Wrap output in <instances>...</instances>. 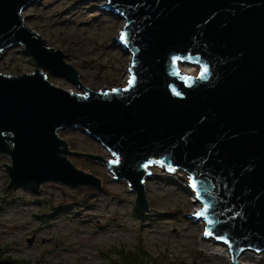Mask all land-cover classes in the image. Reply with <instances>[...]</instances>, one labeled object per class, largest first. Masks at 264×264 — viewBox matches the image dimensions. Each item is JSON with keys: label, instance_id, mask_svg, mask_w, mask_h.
Returning a JSON list of instances; mask_svg holds the SVG:
<instances>
[{"label": "water", "instance_id": "obj_1", "mask_svg": "<svg viewBox=\"0 0 264 264\" xmlns=\"http://www.w3.org/2000/svg\"><path fill=\"white\" fill-rule=\"evenodd\" d=\"M35 1L0 0V54L19 45L34 62L30 72H0L8 187H100V178L68 158L82 156L126 181L142 214L150 172L141 165L151 159L166 173L174 166L193 176L201 209L209 206L195 218L230 240L234 263L244 264V250L264 251V0H106L104 11L124 19L126 39L117 41L130 54L125 83L110 88L116 91L84 86L67 54L26 24L23 11ZM173 55L189 59L173 65ZM202 64L206 79L198 78ZM47 73L85 93L54 85ZM61 129L81 130L104 154L71 150Z\"/></svg>", "mask_w": 264, "mask_h": 264}, {"label": "rangeland", "instance_id": "obj_2", "mask_svg": "<svg viewBox=\"0 0 264 264\" xmlns=\"http://www.w3.org/2000/svg\"><path fill=\"white\" fill-rule=\"evenodd\" d=\"M105 3L37 0L23 11L26 24L67 54L66 62L89 89L123 85L128 74L130 54L117 41L124 19L104 11ZM33 68L32 58L19 45L0 54L2 73L20 74ZM47 76L56 86L85 93L63 76ZM59 135L71 150L104 154L100 144L79 129H61ZM68 158L77 168L100 178L101 186L52 182L43 183L38 191L8 187L3 163L10 161L0 155V259L16 264L232 263L230 253L211 255L198 246L204 235L198 226L201 218L192 214L195 196L192 189L193 197L185 190L181 179L159 166L162 171L149 170L145 179L149 209L139 214L135 193L126 181L114 180L98 161L76 155ZM256 253L261 258L247 254L239 262L264 264V251Z\"/></svg>", "mask_w": 264, "mask_h": 264}, {"label": "bare ground", "instance_id": "obj_3", "mask_svg": "<svg viewBox=\"0 0 264 264\" xmlns=\"http://www.w3.org/2000/svg\"><path fill=\"white\" fill-rule=\"evenodd\" d=\"M180 68L186 74H193L194 72H196V67H194L192 65H186L185 67L183 65H180ZM124 83H125V81H124ZM105 156H107V155H105ZM154 168L162 171V169L156 165H151L148 167V169L151 172H153L155 170ZM170 173H171L170 176L175 177V179L176 178L181 179V181L184 182L183 187L193 197L191 188L189 186H187V184H186L187 174L181 170H177L175 172H170ZM192 202H194L193 208H192L193 212L200 210V207H201V206L199 207L200 204L197 205L198 200H196L194 198V201H192ZM198 226H200V228H201V233H204L202 231H204L206 229V221L203 220V218H201L200 221L198 222ZM197 244H198V246H200L201 249H204L206 252H208L211 255L216 254V255H219L221 257H226L230 253L228 244H225L224 241H220V240L215 239V237H213L212 235H210V237H207L206 235H200V241ZM247 254H250L249 256L254 257V258H261V255L259 253L251 252V251L248 252V250H246V251H243L241 253V255L239 257V261H240V258L242 256H244V255L247 256ZM227 258H229V257H227ZM240 263H244V262H240ZM230 264H237V263H234L232 260V263H230ZM246 264H251V263L247 262Z\"/></svg>", "mask_w": 264, "mask_h": 264}, {"label": "snow or ice", "instance_id": "obj_4", "mask_svg": "<svg viewBox=\"0 0 264 264\" xmlns=\"http://www.w3.org/2000/svg\"><path fill=\"white\" fill-rule=\"evenodd\" d=\"M119 38L121 39V41H123L124 39H126V36H125V33L123 32V30L119 33ZM171 59V62L173 65H175L176 61L179 60V59H189V57H186V56H180V55H173L170 57ZM208 65L206 64H202L201 65V71L199 73V79H206V73H208ZM184 79L186 80H191V77H184ZM130 80H132L134 82V77H130ZM126 87H127V84H126ZM110 91H116V89H109ZM176 95H182V93H175ZM115 155V154H113ZM110 163H116L117 161L116 160H112V161H109ZM153 163V161L151 159L149 160H146L142 165L141 167H148L150 166L151 164ZM155 163H161V161L157 160L155 161ZM167 171L169 172H175L177 171V167H174V166H169L167 168ZM186 184L187 186H189L193 192H195V189L197 187V184L195 183L194 181V178L191 174L187 175V179H186ZM195 198L197 200H199V193H196V196ZM209 206L208 205H204V207L201 209V210H198V211H195L193 212L192 214L199 217V216H202L204 215V211L208 208ZM209 223H211V221H209ZM204 235L208 236V235H213L212 232H210L208 229H205L204 230ZM215 239L217 240H223L225 244H228L229 245V250H231V242L230 240L225 236V235H215Z\"/></svg>", "mask_w": 264, "mask_h": 264}]
</instances>
